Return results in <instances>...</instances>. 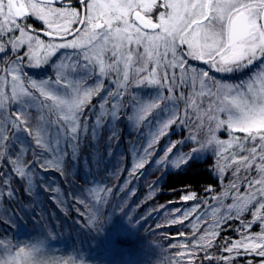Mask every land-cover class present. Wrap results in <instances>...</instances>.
Here are the masks:
<instances>
[{"label": "snow or ice", "instance_id": "6c2138e0", "mask_svg": "<svg viewBox=\"0 0 264 264\" xmlns=\"http://www.w3.org/2000/svg\"><path fill=\"white\" fill-rule=\"evenodd\" d=\"M29 17L41 21L43 28L38 30L28 24ZM42 37L49 39L45 41ZM25 45L26 51H21ZM58 49L79 50L77 58L80 66L90 72L88 78L98 76L95 87L85 88V82L74 84L66 78V72L77 67L68 62L70 58L56 66L54 81L55 85L70 90L68 99L48 91L47 82L37 84L21 79L25 66L39 67ZM0 55V161L6 160L13 173L30 179L25 170L33 162L45 170L52 166L35 152L30 162L26 160L22 146H18L15 156H10L9 146L17 132L30 137L41 152L50 148L55 153L59 140L69 139L72 144L68 147L75 156L78 135L83 133L88 120L85 110L92 98L106 87L105 79L114 87L98 105L96 119L100 124L109 116L119 118L129 104L136 103L134 118L139 126L161 102H180L184 114L181 116L179 109L159 127L128 175L137 176L170 126H188L187 138L196 147L181 153L172 164L179 167L192 152L209 146H214L217 165L221 159L225 161V166L219 168L221 174L230 166L228 161L232 162L234 179L223 193L224 197L231 196L232 202L224 205L227 211L220 220L224 223L239 220L236 231L240 238L223 245L225 255L218 256L209 251L214 242L203 246L200 235L192 241L191 248L186 247L187 241L180 244L184 251L177 253L180 259L172 264H185V261L195 264L201 258L200 253L208 264L214 261L234 264L241 256L251 257L246 264H257V257L258 264H264V65L249 81L239 85L217 82L208 72L194 71L191 67L192 61H200L216 72L228 73L264 60V0H78V5L72 0H0ZM142 85L158 86L160 95L156 101L139 104L131 89ZM28 96L36 101L35 112L9 111L13 102ZM189 110L198 120L195 125ZM45 124L56 133L50 146H46L50 135L44 131ZM205 126L208 131L200 136L198 133ZM220 128L227 129L229 141L217 138L216 129ZM181 142H172L156 163L163 165ZM226 144L232 149L228 156L221 151ZM59 159L55 163L60 172ZM219 177L222 181V175ZM9 187L0 169V198H12ZM102 193L105 188L91 189L88 196L96 203L106 202ZM110 193L109 188L106 194ZM194 198L193 193L182 197L183 200ZM213 199L222 203L218 197ZM218 211L219 208H212L213 214ZM196 212L194 206L190 212H183V218ZM249 213L251 219L244 220L242 217ZM201 219L202 216H197L192 223L194 235ZM80 220L84 222L83 216ZM256 226L259 231L254 232ZM209 232H214L215 237L219 235L215 227L205 229V233ZM176 246L171 244L172 248ZM6 247L0 239L2 253ZM24 252L23 248L12 249L7 259L0 254V264H23L18 257ZM62 264L73 261L67 259Z\"/></svg>", "mask_w": 264, "mask_h": 264}, {"label": "rangeland", "instance_id": "374dc122", "mask_svg": "<svg viewBox=\"0 0 264 264\" xmlns=\"http://www.w3.org/2000/svg\"><path fill=\"white\" fill-rule=\"evenodd\" d=\"M153 18H155V13L152 14ZM35 22H40L42 25L43 23L33 17H31ZM40 38V37H38ZM47 41V39H44ZM26 47L22 46L21 51H26ZM79 50H74V49H58L56 50L51 57L48 58V60L40 65L39 67H26L28 70H43L47 73L42 78H36L33 77L32 75H29L28 77H24L21 74V79L27 78L28 80H31L32 82H35L37 84L41 83H46V89L50 91L51 93L57 95L60 98L68 99L70 97V90L61 86V85H55L54 81L56 78V73H57V68L56 66L64 63L65 58H70L69 63L73 65H77L73 71L66 72V78L70 79L74 84L79 83V82H85L84 87L85 88H92L95 87L98 76H92L91 79H89L90 72L85 70L83 67L80 66V61L77 58L78 57ZM2 56V55H0ZM264 65V60H257L253 62V64L243 68V69H233V71L228 72V73H221V72H216L213 69H210L208 65L204 64L203 62L200 61H192L191 62V67L193 68L194 71H200V72H208L209 75L211 76L212 79L216 80L217 82L220 83H227L230 85H239L241 83L249 81L256 73L260 72L262 70L261 66ZM246 72L248 73V77L243 80H229L232 75L235 74H240ZM104 84L106 87L102 88L101 92L98 93L95 97L92 98V102L90 103V106L86 108L84 115L88 117H95L91 119L90 122L87 121V124L85 126V130L83 133L78 135V140L77 144L79 145L80 143L82 144V138L83 137H88L90 139V145L91 149H89L88 153L81 154L80 149L78 147H75V156L73 157L71 154L72 150H68V143L69 145L72 144V141L69 139H62L59 140V142L56 145V151L53 153L51 149L49 148V151L47 152H41L39 149H37L33 143L30 137H28L25 133L23 132H17L15 136L13 137L10 146H9V155L10 156H15L18 146H22L25 149V156L28 151H31L32 153L35 152L38 156L43 157L44 159L48 160L51 167H49L47 170H56L57 164L55 163L56 158L60 157L58 166L60 167L61 171L60 173L63 174V170L68 169L69 166L65 164V162L70 161L71 168L68 169L67 174H69V181L71 184V190L69 193V196H67V200L65 201L64 198H62L61 195V190L59 186L56 189V193H54V196L51 198L52 202L57 204L60 208L62 205L64 207H71L69 203L74 204L73 207L76 205H86L84 203H81L80 200H85L86 198L81 196V193H88L89 190L94 189V185L97 183V175L96 173L100 172L101 174H104V170L106 168L107 162H111L112 159L116 160V167H111L110 166V173L112 174L116 170V174L114 178H106L108 180V183L105 184L103 188H105V193L103 195H106V202H101V203H96L94 201V205L89 208L91 213L85 212L82 215L84 219V225H81L75 220H72L73 225V233L74 235H81L83 232H86L90 235H92L93 242L95 243V251L98 249H102L99 253H94V250H89V253L83 256V259L78 262V263H73V264H172V261L174 258L180 259V257L177 255V253H180L184 251L180 247V244L187 241L186 247L191 248L192 241L197 239L200 235H202V238L200 239V244L202 243H208V242H215V235L214 232H209L205 233V229H213L215 227V230L219 231L221 220L220 217L223 213L227 211L226 207L224 205L231 203L232 199L231 196L229 197H224L223 193L226 189V186L234 179L232 175L233 167L231 161H228V164L230 165L222 174L219 172V168H223L225 166V161L223 159L220 160L219 165H217V158L214 155V146H209L206 149L203 150H197L192 152L191 157L188 160H203L205 158L211 157L213 159V173L217 177L220 183V188L219 191L213 195L210 194L207 198L211 199V202L208 204H201L197 203L196 200L191 199V200H184L186 203L184 208L181 209V211H189L191 210L192 207H197V212L190 214L187 218H182L179 220V224H187L189 228L194 230L192 228V223L195 221L197 216H202L203 219L200 220L197 229L195 230L196 235L193 237H189V240H181L179 243H176V247L173 249H176V253H172L169 249V247H161L156 241H151V240H145L142 239L140 241H135V235L140 227L141 223L138 221L136 225H133L132 223L134 220H132V209L129 207V204H127L129 198L131 197V191L127 192V196H122L119 191H113V189L116 187L118 190L123 189V192L126 190V188L129 186L130 178L128 179L129 171L125 175L124 178L120 177V174L118 173L119 170L123 169V164L122 161L125 159L124 157L125 153L128 152V147L135 146L138 150H142L144 147L147 145V139L157 133L159 127L163 125L164 122H166L168 119L172 117V115L178 111L182 116L184 114V108L183 105L180 102H172V101H166V102H161L160 107L155 109L151 115L145 119L139 126L133 125V123H136V120L134 118L136 110H137V104L132 103L129 104V106L124 109L123 115H121L119 118H114V117H107L106 119H103V124L98 123L96 117L98 113V104H100L104 98L106 97L108 91H111L113 89V85L107 81L106 79L104 80ZM131 92L134 96L138 98L139 104H147V103H152L156 101L158 96L160 95V90L158 89V86H138L134 87L131 89ZM38 95V93H37ZM207 105H205L206 107ZM16 112V111H24V110H31L32 112L36 111V101L33 100L31 96L21 98L20 101L13 102L9 111ZM127 112V114H126ZM190 115H193L192 119V124L195 125L198 123V120L196 119L195 115L191 113V110H189ZM129 117H133L132 119H129ZM118 122H122L123 124H127V131L125 134H123L125 137L122 139V136H120L119 133H117L116 128H118ZM103 126V127H102ZM116 129V133H114L115 137H118V140H123L125 149L124 152L121 150L122 144L115 143L111 139V134L109 130L111 128ZM214 127V125H213ZM105 129V130H103ZM122 129V126L120 127V130ZM195 131V128L192 129ZM44 131L49 133L50 138L46 140V146H50L52 143V139L56 138V133L52 130L51 126L48 124L44 125ZM107 131V132H103ZM184 131L183 133H181ZM208 129L207 126H205L203 129L199 131L200 136H205L207 133ZM189 132L188 126H177V125H172L169 128L168 133L161 137L155 146L156 150L146 164L139 170L137 176H132V179L135 181V178H141L145 179L144 182H142V186L147 189L144 192L146 194V191H149L148 184L154 180L158 179L160 173L162 171L168 170V169H176L178 167H174L172 164V161L179 156L181 153L189 152L191 151L196 145L193 144V142L187 138ZM103 135V140L102 143L96 145V141L100 136ZM182 134L180 138H176L177 134ZM234 135H239L243 136V133H234ZM129 136V138H128ZM175 136V137H174ZM216 136L218 139L223 140V141H229L230 138L227 133L226 128H220L216 129ZM152 138V137H151ZM115 140V139H114ZM180 140L182 141L176 147L173 149V151L169 154L166 162L163 165H158L156 161L159 159L160 156H162L165 152V150L169 147V145L176 141ZM78 141L80 143H78ZM113 142V143H112ZM31 143V147L30 144ZM98 148H99V153L102 157H100L101 160H99L98 164H95L94 161H98ZM135 153H133V158L135 164L139 159L140 153H138V150L133 149ZM110 151V152H109ZM137 151V152H136ZM223 152L224 156H228L232 149L227 147V144L225 145V149H221ZM88 154V155H87ZM71 155V156H70ZM82 155V156H81ZM78 159V162H77ZM187 160V161H188ZM1 163H4V161H0ZM105 164V165H104ZM119 164V165H118ZM185 164V163H184ZM183 164V165H184ZM9 165V164H7ZM37 164L34 162V164H30L28 169L25 170L26 176L30 177V179L25 178V188L23 189L26 192V195L30 197L31 194H33V191H35L34 188H32V180L34 179V175L32 174L31 171L35 170ZM74 165V166H73ZM90 166V168H89ZM32 167V168H31ZM104 168V169H103ZM66 171V170H65ZM47 173V172H46ZM80 175H79V174ZM5 178L9 180L7 173L4 174ZM78 175L80 177H78ZM222 175V181L219 176ZM80 181H90L91 185H81L78 186L75 184L76 180ZM99 179V178H98ZM31 181V182H30ZM116 182H120L118 185H114V188L112 189L109 187V184L112 185ZM85 183V182H84ZM100 183L98 182L97 185ZM93 185V186H92ZM108 185V186H107ZM111 189L110 194H106L107 189ZM155 186L151 187L150 192L152 190H155ZM9 191L10 187H9ZM80 192V194H79ZM117 193V195H116ZM191 195V194H189ZM122 196V197H121ZM18 198V196H15ZM213 197H218L222 203H218L216 199H213ZM71 200V201H69ZM23 202V201H21ZM20 201H18V208L20 207L21 209V214H15L16 217H21V221L23 220H30V215H31V206L29 203L25 202L24 206H21ZM56 205V206H57ZM57 206V207H58ZM63 207V206H62ZM72 207V209H73ZM216 207L219 208V211L216 212L215 214L212 213V208ZM10 208L11 205L8 201L7 197L0 198V219H3L4 221L7 222L9 214H10ZM102 211L100 212V209ZM131 213V215H130ZM116 214L119 215L118 218V223L117 225L113 228L114 230H109L108 227L106 226V220H114ZM124 214V215H123ZM247 215V214H246ZM249 217L245 220H250L251 216L250 213L248 214ZM220 220V223H217V221ZM236 220V219H232ZM116 221V222H117ZM132 221V223H131ZM30 224L25 226L22 225L21 228H19L14 235V240H15V246L21 247L24 243L31 242L33 245L34 250L32 251L31 256L34 257L37 255V250L41 251L43 249H52V251L57 255L58 257L63 256V254L67 253L68 251L71 250L73 247V243H69L67 245H64L62 241L60 240L61 237L56 236L58 230L55 227H50L48 225L44 224H39L38 226L34 225V223L30 220ZM22 224V223H21ZM177 224V223H176ZM240 226H236V229ZM102 228V229H101ZM236 229H233L236 233ZM254 232L259 231L258 226H256L253 229ZM65 236L69 238L70 232L64 231ZM59 234H61L59 232ZM57 237L59 238L58 240H54V238L50 237ZM0 239H2L4 242L6 240V235L4 233V229L0 227ZM6 243V242H5ZM7 245V244H6ZM11 249L9 250L8 247L4 249V253H2V250L0 251V254H4V258L7 259ZM174 255V256H173ZM174 257V258H173ZM171 258V259H170ZM258 258V257H257ZM20 261L23 262V264H26L23 260V258L18 257ZM28 260V264H30ZM259 261V260H258ZM32 264V263H31ZM185 264H187V261H185ZM258 264V262H257Z\"/></svg>", "mask_w": 264, "mask_h": 264}, {"label": "trees", "instance_id": "16d2710c", "mask_svg": "<svg viewBox=\"0 0 264 264\" xmlns=\"http://www.w3.org/2000/svg\"><path fill=\"white\" fill-rule=\"evenodd\" d=\"M30 19V17H29ZM38 25H42L40 22H37ZM2 58V56H0ZM29 75H32L36 78H42L47 73L43 70H27L26 67L23 68L22 76L28 77ZM248 77V73L243 72L240 74L232 75L229 80L235 79L239 81H243ZM24 79V78H23ZM99 105V104H98ZM97 105V106H98ZM12 111V110H11ZM124 111V110H123ZM127 114V112H126ZM95 118V117H93ZM90 117L87 121L90 122ZM120 119V118H119ZM104 122V121H103ZM103 124V123H102ZM137 123H133V125H136ZM122 126V129L120 130V127ZM162 126V125H161ZM103 127V126H102ZM171 127V126H170ZM118 129L117 133L122 136V139L127 131V124H123L122 122H118ZM116 129L113 127L109 130L111 136V139L115 143L120 142L119 144H122L121 150L124 152V142L123 140H118V137H115L114 133H116ZM105 130V129H103ZM104 133L107 131H103ZM182 131L181 133H183ZM98 138L96 141V145L102 143L103 135ZM177 134L176 138H180L182 134ZM153 136V135H152ZM150 136L147 140L151 139ZM175 137V136H174ZM129 138V136H128ZM115 139V140H114ZM78 140V138H77ZM82 141V144L80 143ZM78 143V148L80 149V153L84 154L88 153L89 149H91L90 145V139L88 137H83L82 140ZM118 141V142H117ZM112 142V143H113ZM31 147V143L29 144ZM69 146V143H68ZM127 149V148H125ZM133 149L138 150L135 146L128 147V152L125 153L124 157L125 159L122 161L121 164H123V169L119 170V174L121 178H124L125 175L128 173V169H132L135 164L133 153L135 151ZM70 151V149L68 148ZM98 161H94L95 164H98L100 157H102L99 153L98 148ZM110 152V151H109ZM137 152V151H136ZM138 153H140V156L143 154L142 150H138ZM88 155V154H87ZM71 156V155H70ZM82 156V155H81ZM137 157V159H140ZM25 159L29 162L32 159V152L28 151L26 153ZM4 163H1L0 169L3 170L4 174L7 173L9 178V184H10V190L12 193V198L8 199L11 208H10V214L8 217L7 222L3 219H0V227L4 229V233L6 235V244L8 249H25L24 253L20 254V258H23L24 262L28 264V260H30V264H57V262H62L67 259H71L73 263H78L83 259V256L89 253V250L95 249V243L93 242L92 235L83 232L81 235H74L73 233V225L72 220L77 219L76 221L80 223L81 225H84L85 222H81L80 217L84 215V213L91 211L89 208L94 205V199L92 197L88 196V193H81V196L86 198V202H88L86 205L82 206L69 203L71 207H64V205L61 206V208L52 202L51 198L54 196V193H56V189L59 186L61 190V197L64 198V200H67V196H69V193L71 190V184L69 181V174H67V171L69 168H71L70 161L67 160L65 162L66 165L69 166L68 169L63 170V174H61L59 171L54 170H45L40 168L39 166H33L36 167L35 170L31 171L34 175V179L32 180V188L35 189L33 191V194L28 197L26 195V192L23 190L25 188L26 182H25V176H17L15 173H13L10 170V165H7V161L5 160ZM78 162V159H77ZM116 160L112 159L111 162H107V165L104 174L98 172L97 175V183L99 182L100 186L97 185V183L94 185V189L96 188H103L105 184L108 183V178H114L115 174L117 173L116 170L112 173H110V166L116 167ZM213 159L211 157L205 158L203 160H188L184 165L179 166L176 169H168L165 171H162L158 177V179L152 180L148 184L149 191H146V194L144 192V187L142 186V182H144V178H135L134 181L132 177H128L130 180L129 186L126 188V190L123 192V190H118L116 187L114 188V185H118L119 183L114 181L112 185L109 184V187L113 189V191H119V193L123 196H127V192L131 191V197L129 198L127 204H129V207L132 209V215L130 213V217H132V220L134 222L131 223L133 225H136V223L139 221L141 223L140 227L138 228L136 235H135V241H140L142 239H147L151 241H156L161 247H169L170 251L172 253H176V249H173L171 247V244L173 243H179L181 240H189V237H193L196 235L193 234L194 230L188 227L187 224L180 225L179 220L183 218V211L177 212L176 209H182L185 206V202L182 199L183 196L189 195V194H195L194 200L197 201V203L205 204V201H207V204L211 202L210 198H207L210 194L215 195L220 188V183L217 177L213 173ZM34 164V162H33ZM105 165V164H104ZM119 165V164H118ZM74 166V165H73ZM32 168V167H31ZM90 168V166H89ZM104 169V168H103ZM47 172V173H46ZM79 174V173H78ZM80 175V174H79ZM78 175V177H80ZM99 178V179H98ZM31 182V181H30ZM85 182V183H84ZM75 184L78 186L81 185H91L90 181H80L79 179L75 181ZM93 186V185H92ZM108 186V185H107ZM155 186V190H152L150 192L151 187ZM144 188V189H141ZM211 188L212 191H208L207 189ZM147 190V189H145ZM80 194V192H79ZM103 195V193L101 194ZM117 195V193H116ZM15 196H18L16 198ZM121 196V197H122ZM18 201L21 202V206H24V203L27 202L31 206V215L30 220L34 223V225L38 226L39 224L48 225L49 228L55 227L58 229L55 232L58 231L56 236L61 237V241L64 245H67L69 243H73V247L70 251L63 254V256L58 257L55 255V253L52 251V249H43L42 252L37 250V255L32 257L31 255L34 254L32 251L34 250L33 245L31 242L24 243L20 248L15 246V240L14 235L15 232L21 228L22 225H29L30 220H23L21 221V217H16L15 214L20 215L21 209L18 208ZM71 201V200H69ZM72 202V201H71ZM58 207H57V206ZM73 207V209H72ZM103 208L100 209V212ZM124 215V214H123ZM249 215H245L242 217L244 220L247 219ZM119 215L116 214L114 220H106V226L109 230H114L113 228L118 223ZM117 221V222H116ZM175 221V222H174ZM224 220H221V224L224 223ZM22 223V224H21ZM177 223V224H176ZM240 224L239 220H229L226 223L223 224V227L219 228V235L216 237L214 242V247L211 248L209 251L212 254L215 255H225L222 251L223 245L226 243H231L234 239H239L240 235L239 233H236L233 229H236V226ZM102 229V228H101ZM70 232L69 238L65 236L64 231ZM59 232L61 234H59ZM179 233H184V235H179ZM50 237L54 238V240H58L57 237ZM209 243V242H208ZM208 243H202L201 245L206 246ZM102 249H98L97 251H93L94 253H99ZM1 251V250H0ZM12 252V251H10ZM31 253L28 255V253ZM200 259L195 262V264H208V261L203 260V254L200 253ZM174 256V255H173ZM174 258V257H173ZM251 257H238L234 264H246V260L250 259ZM171 259V258H170ZM177 258H174L176 260ZM255 260L258 262L259 258H255ZM213 264H216L214 261Z\"/></svg>", "mask_w": 264, "mask_h": 264}, {"label": "flooded vegetation", "instance_id": "af4514ba", "mask_svg": "<svg viewBox=\"0 0 264 264\" xmlns=\"http://www.w3.org/2000/svg\"><path fill=\"white\" fill-rule=\"evenodd\" d=\"M72 2L74 5H78V0H72ZM27 23L34 26L38 30L43 28V25H38L37 22H35L31 17H30V19L29 18L27 19ZM43 39H45V38H43Z\"/></svg>", "mask_w": 264, "mask_h": 264}, {"label": "water", "instance_id": "95a60500", "mask_svg": "<svg viewBox=\"0 0 264 264\" xmlns=\"http://www.w3.org/2000/svg\"><path fill=\"white\" fill-rule=\"evenodd\" d=\"M39 34V33H38ZM41 36H42V33H41ZM43 38H45V39H49L48 37H43Z\"/></svg>", "mask_w": 264, "mask_h": 264}]
</instances>
